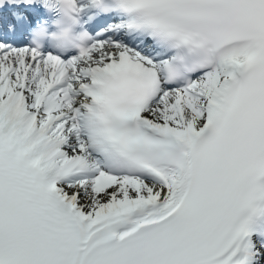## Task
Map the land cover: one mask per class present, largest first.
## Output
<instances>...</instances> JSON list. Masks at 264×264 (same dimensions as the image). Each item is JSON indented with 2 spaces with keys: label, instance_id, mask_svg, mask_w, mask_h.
<instances>
[{
  "label": "snow or ice",
  "instance_id": "6c2138e0",
  "mask_svg": "<svg viewBox=\"0 0 264 264\" xmlns=\"http://www.w3.org/2000/svg\"><path fill=\"white\" fill-rule=\"evenodd\" d=\"M0 264H264V0H0Z\"/></svg>",
  "mask_w": 264,
  "mask_h": 264
}]
</instances>
